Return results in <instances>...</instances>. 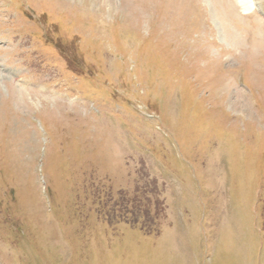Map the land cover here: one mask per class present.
I'll list each match as a JSON object with an SVG mask.
<instances>
[{
	"label": "rangeland",
	"instance_id": "obj_1",
	"mask_svg": "<svg viewBox=\"0 0 264 264\" xmlns=\"http://www.w3.org/2000/svg\"><path fill=\"white\" fill-rule=\"evenodd\" d=\"M248 3L0 0V264H264Z\"/></svg>",
	"mask_w": 264,
	"mask_h": 264
},
{
	"label": "bare ground",
	"instance_id": "obj_2",
	"mask_svg": "<svg viewBox=\"0 0 264 264\" xmlns=\"http://www.w3.org/2000/svg\"><path fill=\"white\" fill-rule=\"evenodd\" d=\"M238 1V3H239V5L241 6V7H245L246 9H248V5H247V2H245V0H237ZM248 1V0H247ZM245 12V11H244Z\"/></svg>",
	"mask_w": 264,
	"mask_h": 264
}]
</instances>
